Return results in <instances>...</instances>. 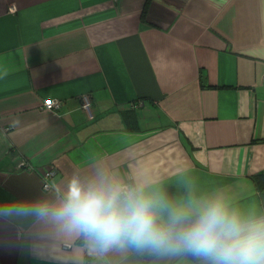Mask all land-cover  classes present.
Here are the masks:
<instances>
[{
	"label": "crops",
	"instance_id": "1",
	"mask_svg": "<svg viewBox=\"0 0 264 264\" xmlns=\"http://www.w3.org/2000/svg\"><path fill=\"white\" fill-rule=\"evenodd\" d=\"M73 181L264 219V0H0V264H144L31 211Z\"/></svg>",
	"mask_w": 264,
	"mask_h": 264
},
{
	"label": "clouds",
	"instance_id": "2",
	"mask_svg": "<svg viewBox=\"0 0 264 264\" xmlns=\"http://www.w3.org/2000/svg\"><path fill=\"white\" fill-rule=\"evenodd\" d=\"M6 203L12 207L0 213L28 211L24 202ZM31 211L51 215L66 231L83 234L95 251L127 244L185 251L211 264H264V219L243 222L219 201L173 206L163 195L142 187L84 188L73 181L58 208L41 205Z\"/></svg>",
	"mask_w": 264,
	"mask_h": 264
},
{
	"label": "built area",
	"instance_id": "3",
	"mask_svg": "<svg viewBox=\"0 0 264 264\" xmlns=\"http://www.w3.org/2000/svg\"><path fill=\"white\" fill-rule=\"evenodd\" d=\"M61 106H62V103H61L60 100H54V101L45 103V107H46V109L48 111H55V110L59 109ZM91 106H92L91 97H89L87 95H84L83 98H82V109H84L85 112L88 114L89 119L93 120L94 119V114H93V111L91 109ZM53 176H54V173L46 174L45 179H44V189L45 190L49 191V190L52 189V186L50 185V183H48V181ZM123 188L124 189H133L130 186H125Z\"/></svg>",
	"mask_w": 264,
	"mask_h": 264
},
{
	"label": "trees",
	"instance_id": "4",
	"mask_svg": "<svg viewBox=\"0 0 264 264\" xmlns=\"http://www.w3.org/2000/svg\"><path fill=\"white\" fill-rule=\"evenodd\" d=\"M139 252L137 253L139 259L141 260L142 263L144 264H155L154 262L158 259V257L163 254L164 252L160 251H154L150 248H141L138 250ZM188 256H190L194 261H196L195 264H203V257H197L189 252H186Z\"/></svg>",
	"mask_w": 264,
	"mask_h": 264
}]
</instances>
